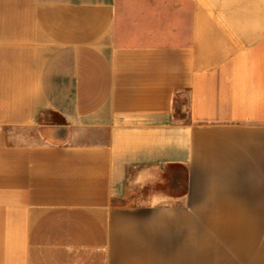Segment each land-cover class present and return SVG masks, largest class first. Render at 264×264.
Listing matches in <instances>:
<instances>
[{
  "label": "crops",
  "instance_id": "crops-1",
  "mask_svg": "<svg viewBox=\"0 0 264 264\" xmlns=\"http://www.w3.org/2000/svg\"><path fill=\"white\" fill-rule=\"evenodd\" d=\"M0 264H264V0H0Z\"/></svg>",
  "mask_w": 264,
  "mask_h": 264
},
{
  "label": "rangeland",
  "instance_id": "rangeland-1",
  "mask_svg": "<svg viewBox=\"0 0 264 264\" xmlns=\"http://www.w3.org/2000/svg\"><path fill=\"white\" fill-rule=\"evenodd\" d=\"M186 105V98H183V100H182V102H181V104L180 105H177V108L175 109V118H177V119H179L180 117H183L184 115H185V113L184 112H182V110H184V106ZM168 180V179H167ZM183 184H184V182H183ZM169 185V184H168ZM166 186V185H165ZM165 186H163V185H158L157 187H156V189H162V188H164ZM153 188V187H152ZM152 188H145V193H147L148 192V190H152ZM155 188V187H154Z\"/></svg>",
  "mask_w": 264,
  "mask_h": 264
}]
</instances>
